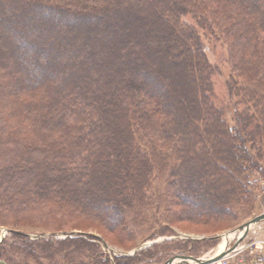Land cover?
Masks as SVG:
<instances>
[{
  "label": "trees",
  "instance_id": "16d2710c",
  "mask_svg": "<svg viewBox=\"0 0 264 264\" xmlns=\"http://www.w3.org/2000/svg\"><path fill=\"white\" fill-rule=\"evenodd\" d=\"M258 174L264 0H0V264L199 258L219 236L175 222L252 220ZM85 220L131 248L165 241L111 260Z\"/></svg>",
  "mask_w": 264,
  "mask_h": 264
},
{
  "label": "rangeland",
  "instance_id": "374dc122",
  "mask_svg": "<svg viewBox=\"0 0 264 264\" xmlns=\"http://www.w3.org/2000/svg\"><path fill=\"white\" fill-rule=\"evenodd\" d=\"M210 49V58L214 63H217L219 65V69L222 73L223 76H219L216 79V85H217V89L222 88V85L224 84L225 78L224 76H226L225 74H227V70L225 69L226 67L223 64V59H224V49L222 47H220L219 45H213V47L209 48ZM254 180L258 183V187H259V191H258V206H257V211L252 215V218H255L258 215L264 214V177H262L261 175H256ZM260 208V210H259ZM259 212V213H258ZM261 212V213H260ZM246 220V219H245ZM242 221H232V222H225L223 224H217V223H213V227H205V226H197L195 224H191L192 222L189 221H180V222H175L174 229H175V233L176 236H188L192 241H196V240H201L203 238H211L214 236H220V241L218 242L217 246L214 247L212 250H209L207 253H205L204 255H202L201 257H209V256H214L215 254H217L219 252L220 246L223 242V238H225L226 236H231L232 238H230L227 242V244L229 245V248H233V247H244L245 248V253L249 254L253 251L256 250H260L261 248L264 250V223L257 225L255 227H253L250 232L247 234V236L242 239L239 240L242 235L239 234H235L233 233V231L235 229H237L238 224L240 225ZM241 226V225H240ZM10 227L12 228H16L20 231H24V232H30V233H35V232H43V228H41V226H38L37 224L32 225V224H11ZM235 227V228H234ZM83 231H87L90 233H94L97 235H101L102 237H104L109 243H111L115 248L114 252H121V251H126V253H133L134 251H136L137 249L146 246L148 244L151 243V241H145V242H141L138 244V246L136 248H131L127 245H123L119 235L117 233H112V231H109L107 229H105L103 226L98 225V223L96 221H88L85 220L83 222V225L80 228ZM5 233V229L0 228V239L1 236H3ZM58 236H65L63 234H60ZM175 236V237H176ZM226 237V238H227ZM186 239V238H183ZM158 243H162L165 241V238H160L158 240ZM109 249L104 248L105 253L110 257V259L112 260L114 256H116L112 251V247L108 246ZM125 249V250H124ZM122 254H124L123 252H121ZM137 254L134 253L132 256H135ZM177 255H174L173 257H176ZM172 257V258H173ZM200 257V258H201ZM170 260V259H169ZM157 264V263H154Z\"/></svg>",
  "mask_w": 264,
  "mask_h": 264
},
{
  "label": "water",
  "instance_id": "95a60500",
  "mask_svg": "<svg viewBox=\"0 0 264 264\" xmlns=\"http://www.w3.org/2000/svg\"><path fill=\"white\" fill-rule=\"evenodd\" d=\"M263 223H264V214H261V215L256 216L252 220H249L248 222H246V223L242 224L241 226H239L237 229H235L233 231V233L242 235V237L239 239V240H242V239H244L247 236V234L250 232V230L253 227H255L257 225H260V224H263ZM5 232L8 233L9 230L5 229ZM26 236L28 238H31V239H34L36 237V236H33V235H26ZM50 237H52V236L49 235V234L42 236V238H50ZM226 237L223 238V239L226 240L228 238V240H229L230 237L229 236L227 238ZM55 238L64 239L65 236H58L57 235ZM179 238H181V239L186 238L187 239L189 237L188 236H181ZM219 238H220V236H219ZM2 240H3V238H1L0 243L2 242ZM227 242H226V245H227ZM154 243H158V241L151 242L150 244L137 249L133 253H130V254L129 253H124L122 255L132 256L134 253L139 252V251L151 246ZM106 247H108V246H106ZM113 251H115V250H113ZM229 253H230V250L226 249V250H222L221 252L219 251L218 254L216 256L212 257V258H208V257L195 258V257L176 256V257H173L170 260H168L165 264H213V263H216V262H219L220 260H222ZM3 264H5V263H3Z\"/></svg>",
  "mask_w": 264,
  "mask_h": 264
},
{
  "label": "built area",
  "instance_id": "2783aa9c",
  "mask_svg": "<svg viewBox=\"0 0 264 264\" xmlns=\"http://www.w3.org/2000/svg\"><path fill=\"white\" fill-rule=\"evenodd\" d=\"M227 248H229L228 244ZM227 250H230V253L213 264H264V250L262 248L249 254L245 253L244 247H233Z\"/></svg>",
  "mask_w": 264,
  "mask_h": 264
},
{
  "label": "bare ground",
  "instance_id": "6f19581e",
  "mask_svg": "<svg viewBox=\"0 0 264 264\" xmlns=\"http://www.w3.org/2000/svg\"><path fill=\"white\" fill-rule=\"evenodd\" d=\"M230 238H232L231 236H229ZM229 238V239H230ZM228 241V238L226 239V240H224L223 242H222V244H221V246H220V249H219V251L221 252L222 250H226V242ZM227 249H229V248H227Z\"/></svg>",
  "mask_w": 264,
  "mask_h": 264
}]
</instances>
